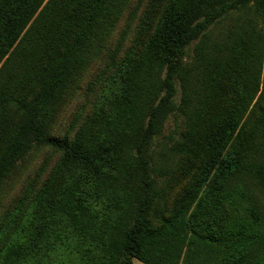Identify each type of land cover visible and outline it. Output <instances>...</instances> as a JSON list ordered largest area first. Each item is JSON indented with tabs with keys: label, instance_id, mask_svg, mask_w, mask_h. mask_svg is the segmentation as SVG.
Segmentation results:
<instances>
[{
	"label": "trees",
	"instance_id": "obj_1",
	"mask_svg": "<svg viewBox=\"0 0 264 264\" xmlns=\"http://www.w3.org/2000/svg\"><path fill=\"white\" fill-rule=\"evenodd\" d=\"M125 3L0 0V190L32 151L61 153L0 264H198L208 252L264 264V233L222 214L206 222L212 201L242 194L264 224V32L233 17L250 0H166L142 53L115 65L106 107L73 139L51 134ZM171 115L185 125L158 166L147 152ZM184 180L168 210L165 185Z\"/></svg>",
	"mask_w": 264,
	"mask_h": 264
},
{
	"label": "rangeland",
	"instance_id": "obj_2",
	"mask_svg": "<svg viewBox=\"0 0 264 264\" xmlns=\"http://www.w3.org/2000/svg\"><path fill=\"white\" fill-rule=\"evenodd\" d=\"M165 6L166 0H130L129 4L125 3L113 33L100 42V49L97 48L100 52L92 64L75 77L53 122L51 128L53 136L73 139L91 118L97 117L101 108L106 107L104 97L108 93L105 89L109 78L113 75L115 65H118L129 53H142ZM238 15L264 32V13L258 0H250L249 9L233 13L234 18ZM233 22L231 20V22L222 23L221 29H225ZM193 45L185 52V56L189 59L193 54ZM178 88L177 100L180 101V87ZM184 125L182 117L171 115L162 133L150 145L147 157L150 160H156L158 166L162 165L163 160L160 158L162 152L167 151L174 143L171 139L172 135L180 137L179 131L184 128ZM168 157H171L169 158L171 165L176 167V162L180 159L178 154L171 152ZM60 158L61 153L52 147L36 149L18 162L16 169L3 183L0 190V250L10 239L14 227L19 222L21 211L28 209L49 174L55 170ZM189 184L190 182L184 180L175 189H168L165 185L163 206L165 205L168 210L173 209L179 196ZM255 202V197L251 198L242 194L221 202L212 201L207 208L211 217L206 222L211 224L218 215L222 214L230 225H246L253 232L264 233V224L258 221L254 214ZM256 255L257 253L254 256ZM221 257L222 254L208 252L197 262L198 264H223L220 261ZM133 264L145 263L134 258Z\"/></svg>",
	"mask_w": 264,
	"mask_h": 264
}]
</instances>
